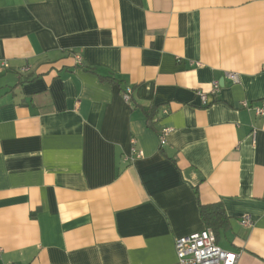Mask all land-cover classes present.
I'll use <instances>...</instances> for the list:
<instances>
[{
    "label": "crops",
    "instance_id": "1",
    "mask_svg": "<svg viewBox=\"0 0 264 264\" xmlns=\"http://www.w3.org/2000/svg\"><path fill=\"white\" fill-rule=\"evenodd\" d=\"M263 100L264 0H0V264H264Z\"/></svg>",
    "mask_w": 264,
    "mask_h": 264
},
{
    "label": "built area",
    "instance_id": "2",
    "mask_svg": "<svg viewBox=\"0 0 264 264\" xmlns=\"http://www.w3.org/2000/svg\"><path fill=\"white\" fill-rule=\"evenodd\" d=\"M79 62V56L75 57ZM227 77L234 83L238 82V78L233 73L226 74ZM218 90L216 83L213 84L210 94L215 95ZM132 90L127 87L122 92V99L125 103L131 100ZM198 96L203 105L207 104L206 94L198 92ZM241 107L246 110H252L256 116L264 118V100L258 106H251L246 101L240 103ZM166 114V111H162ZM169 128H163L158 133V141L160 147L166 144V139L170 134ZM133 143V142H132ZM131 155L134 158H141L142 152L131 148ZM243 225H249L250 220L247 216L242 219ZM174 252L176 257L175 264H236L238 254L223 251L214 242V236L209 229L193 233L187 236L176 238L174 241Z\"/></svg>",
    "mask_w": 264,
    "mask_h": 264
},
{
    "label": "trees",
    "instance_id": "3",
    "mask_svg": "<svg viewBox=\"0 0 264 264\" xmlns=\"http://www.w3.org/2000/svg\"><path fill=\"white\" fill-rule=\"evenodd\" d=\"M149 120H154L155 112L149 117ZM199 215L205 226L214 234V242L218 238L220 230H226L229 225V219L226 216L224 209L220 203L210 205H199Z\"/></svg>",
    "mask_w": 264,
    "mask_h": 264
}]
</instances>
